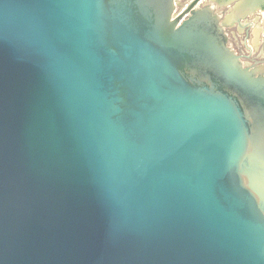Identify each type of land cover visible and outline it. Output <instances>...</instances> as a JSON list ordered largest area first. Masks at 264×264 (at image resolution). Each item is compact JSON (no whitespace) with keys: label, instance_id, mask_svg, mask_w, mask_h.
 Wrapping results in <instances>:
<instances>
[{"label":"water","instance_id":"obj_1","mask_svg":"<svg viewBox=\"0 0 264 264\" xmlns=\"http://www.w3.org/2000/svg\"><path fill=\"white\" fill-rule=\"evenodd\" d=\"M173 1L0 0V264H264V74Z\"/></svg>","mask_w":264,"mask_h":264},{"label":"flooded vegetation","instance_id":"obj_2","mask_svg":"<svg viewBox=\"0 0 264 264\" xmlns=\"http://www.w3.org/2000/svg\"><path fill=\"white\" fill-rule=\"evenodd\" d=\"M172 18L184 19L192 10H211L226 44L244 68L264 74V0H174Z\"/></svg>","mask_w":264,"mask_h":264}]
</instances>
